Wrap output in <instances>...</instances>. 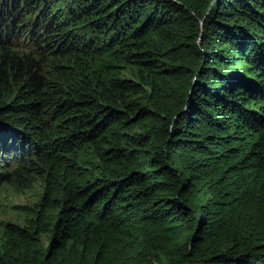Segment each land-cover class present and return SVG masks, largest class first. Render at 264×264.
I'll list each match as a JSON object with an SVG mask.
<instances>
[{
	"label": "trees",
	"instance_id": "1",
	"mask_svg": "<svg viewBox=\"0 0 264 264\" xmlns=\"http://www.w3.org/2000/svg\"><path fill=\"white\" fill-rule=\"evenodd\" d=\"M37 182L0 264H264V0H0V183Z\"/></svg>",
	"mask_w": 264,
	"mask_h": 264
},
{
	"label": "rangeland",
	"instance_id": "2",
	"mask_svg": "<svg viewBox=\"0 0 264 264\" xmlns=\"http://www.w3.org/2000/svg\"><path fill=\"white\" fill-rule=\"evenodd\" d=\"M42 192L40 182L31 189L22 192L16 191L8 183H0V241L4 223H18L22 225L26 216L20 207H31L39 199Z\"/></svg>",
	"mask_w": 264,
	"mask_h": 264
}]
</instances>
